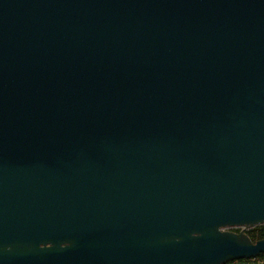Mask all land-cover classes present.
Segmentation results:
<instances>
[{
	"label": "water",
	"instance_id": "95a60500",
	"mask_svg": "<svg viewBox=\"0 0 264 264\" xmlns=\"http://www.w3.org/2000/svg\"><path fill=\"white\" fill-rule=\"evenodd\" d=\"M264 0H0V264H264Z\"/></svg>",
	"mask_w": 264,
	"mask_h": 264
},
{
	"label": "trees",
	"instance_id": "16d2710c",
	"mask_svg": "<svg viewBox=\"0 0 264 264\" xmlns=\"http://www.w3.org/2000/svg\"><path fill=\"white\" fill-rule=\"evenodd\" d=\"M235 232H238V230H235ZM246 234L249 236V238L254 242L260 239H264V225L254 227L252 229H249L246 231ZM249 262H256L261 263L264 261V254H260L259 256L252 258L248 260Z\"/></svg>",
	"mask_w": 264,
	"mask_h": 264
},
{
	"label": "rangeland",
	"instance_id": "374dc122",
	"mask_svg": "<svg viewBox=\"0 0 264 264\" xmlns=\"http://www.w3.org/2000/svg\"><path fill=\"white\" fill-rule=\"evenodd\" d=\"M229 230L234 231V232H235V230H238V231L243 230L246 233V231L244 229H242L241 227H239V228H233V229H229ZM261 263H264V261L261 262Z\"/></svg>",
	"mask_w": 264,
	"mask_h": 264
}]
</instances>
